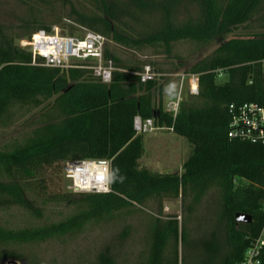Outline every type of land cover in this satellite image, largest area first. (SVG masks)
Instances as JSON below:
<instances>
[{"label":"trees","instance_id":"1","mask_svg":"<svg viewBox=\"0 0 264 264\" xmlns=\"http://www.w3.org/2000/svg\"><path fill=\"white\" fill-rule=\"evenodd\" d=\"M57 1L69 0H28L30 14L22 19V33H9L0 24V126L11 125L16 110H41L30 133L0 149V210L22 207L41 219L54 205L73 209L55 222L0 224V258L23 260L20 247L144 213L151 202L162 210L164 199L181 197L190 214L183 221L179 215L167 220L145 215L147 247L139 263L179 264L182 245L192 264H239L264 222V144L229 137V106L264 104V0H88L93 11L73 9L67 16L72 23L62 27L70 34L75 23L136 50L162 48L168 54L175 41L204 47L220 33L244 28L246 34L224 40L187 70L199 76V93L181 101L175 117L157 98V91L162 93L157 78L142 82L138 72L144 67L123 64L107 46L105 56L117 68L110 83L86 68L33 64L32 53L18 40L39 30L51 33L60 20L46 25L35 8L43 13ZM136 117L172 127L188 140L192 151L181 173L140 167L144 137L135 129ZM85 159L110 161V175L118 170L109 191L66 192L58 187L64 162ZM209 194L215 197L208 220L212 229L195 238L187 223ZM237 212L251 214L252 222L237 223ZM97 264H116L109 247Z\"/></svg>","mask_w":264,"mask_h":264},{"label":"rangeland","instance_id":"2","mask_svg":"<svg viewBox=\"0 0 264 264\" xmlns=\"http://www.w3.org/2000/svg\"><path fill=\"white\" fill-rule=\"evenodd\" d=\"M27 1L0 0V24L9 33L23 32L20 27L22 19L30 14ZM73 9L93 11L94 6L89 4L88 0H69L54 2L44 7L43 13H39V7L35 8L38 17L43 18L41 20L46 25L60 20L61 23L58 25L53 24L52 32L80 36L84 31L83 27L73 23L76 27L73 34L69 33L67 27H62L64 23H72L67 16ZM246 32L244 28H239L231 33H220L214 41L204 47H199L191 40H178L173 43L171 54L164 53L162 48L146 47L136 50L112 39H108L106 46L122 60L123 64L139 68L147 65L151 67L157 74L156 78L162 87L161 94L158 95L157 91V98L161 96L163 106L167 110L169 101L177 98L181 101H189L195 95L190 92L187 79L183 83L181 82V76L183 73H187L194 62L212 54L224 40L244 35ZM20 42L21 40H18L19 44ZM169 83L177 85L176 93L171 97L164 91ZM40 112L39 108L16 110L14 122L6 127L0 126V149L16 138H22L25 134L30 133L35 127ZM155 127L154 131L142 134L144 152L139 161L140 167L163 174L181 173L183 163L192 151L191 144L185 137L175 134L166 127L156 125ZM70 185V180L63 173L58 187L63 191L70 192L72 191ZM214 198L213 194H209L205 202L197 208L196 214L191 216L192 219L188 220L187 227L193 237L198 238L211 231L212 228L208 220H211L213 209H215ZM164 203H168V206L166 208L163 206L162 210L157 202H151L143 208L144 213L126 215L109 223L91 224L76 235L20 247L18 250L22 253L23 260L0 258V264H29L32 260L42 264H97L99 254L107 247L111 249L116 264H140L139 258L144 256L142 253L147 247L145 215H160L165 220L171 215H179L181 221L190 216L187 209L188 202L183 206L181 197L164 199L163 205H165ZM72 209L71 206L65 204L54 205L45 211V215L41 219H37L24 208L13 206L0 210V224L23 227L55 222L68 215ZM126 228H129V233L123 237L122 234ZM191 240L193 238L190 237L189 241ZM179 251V264H192L191 256L187 255L189 252L187 248L183 249L181 245Z\"/></svg>","mask_w":264,"mask_h":264},{"label":"built area","instance_id":"3","mask_svg":"<svg viewBox=\"0 0 264 264\" xmlns=\"http://www.w3.org/2000/svg\"><path fill=\"white\" fill-rule=\"evenodd\" d=\"M108 39L100 33L84 28L80 36L48 33L39 30L31 38L21 40L20 44L32 53V63L38 61L44 66L60 68H86L92 70L104 83H110L113 72L117 70L112 58H106L105 49ZM142 82L153 80L157 74L149 65L138 72ZM219 78L223 71L218 70ZM189 81L190 92L199 93V76L183 73L181 82ZM181 100H171L167 111L177 115ZM231 115L228 135L230 138L254 144H264V104L244 102L229 106ZM138 134L155 130L154 120L135 118ZM173 131V128H168ZM64 176L71 182L74 192H107L110 189V161L98 159L68 160L64 165ZM106 189V190H105ZM264 222L259 234L252 240L239 264H263Z\"/></svg>","mask_w":264,"mask_h":264},{"label":"clouds","instance_id":"4","mask_svg":"<svg viewBox=\"0 0 264 264\" xmlns=\"http://www.w3.org/2000/svg\"><path fill=\"white\" fill-rule=\"evenodd\" d=\"M176 88H177V85H176L175 83H169V84L165 87L164 91H165V93H166L167 95H169V97H171V96L175 95V93H176ZM116 171H118V170H115V171L110 175V177H109V182H112V181H114V180L116 179ZM105 190H106V189H105Z\"/></svg>","mask_w":264,"mask_h":264},{"label":"water","instance_id":"5","mask_svg":"<svg viewBox=\"0 0 264 264\" xmlns=\"http://www.w3.org/2000/svg\"><path fill=\"white\" fill-rule=\"evenodd\" d=\"M253 220V217L251 214L243 213V212H237L236 213V222L237 223H244L248 224L251 223Z\"/></svg>","mask_w":264,"mask_h":264},{"label":"crops","instance_id":"6","mask_svg":"<svg viewBox=\"0 0 264 264\" xmlns=\"http://www.w3.org/2000/svg\"><path fill=\"white\" fill-rule=\"evenodd\" d=\"M140 160H141V158H140ZM140 160H139V161H140ZM157 172H158V171H157ZM159 173H161V172H159ZM164 204H165L164 206H165V208H166V207L168 206V203H164ZM163 209H164V208H163Z\"/></svg>","mask_w":264,"mask_h":264}]
</instances>
